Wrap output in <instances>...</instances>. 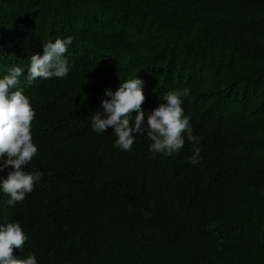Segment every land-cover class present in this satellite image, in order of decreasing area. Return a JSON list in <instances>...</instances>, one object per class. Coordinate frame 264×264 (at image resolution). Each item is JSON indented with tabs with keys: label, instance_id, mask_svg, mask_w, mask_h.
I'll use <instances>...</instances> for the list:
<instances>
[{
	"label": "trees",
	"instance_id": "obj_1",
	"mask_svg": "<svg viewBox=\"0 0 264 264\" xmlns=\"http://www.w3.org/2000/svg\"><path fill=\"white\" fill-rule=\"evenodd\" d=\"M68 36L67 77H21L38 148L25 171L43 176L14 207L0 193V223L19 222L28 237L13 255L264 264V0H0V74ZM136 75L146 116L167 92L188 90L198 164L187 138L177 155L150 157L142 136L119 151L111 128L91 131L104 91Z\"/></svg>",
	"mask_w": 264,
	"mask_h": 264
},
{
	"label": "clouds",
	"instance_id": "obj_2",
	"mask_svg": "<svg viewBox=\"0 0 264 264\" xmlns=\"http://www.w3.org/2000/svg\"><path fill=\"white\" fill-rule=\"evenodd\" d=\"M73 37L49 40L42 45V55L33 54L25 67L13 65L0 74V171L11 168L6 177L0 176V193L6 194L7 206L14 207L23 202L33 191L43 173L25 171L38 153L33 142L32 121L35 117L30 99L20 87L24 76L28 86L36 81L52 78L63 79L69 75L70 63L65 55L72 44ZM4 53L0 49V65ZM144 82L135 76L121 82L112 91L106 89L98 109L91 116V131L102 135L109 128L115 136L113 148L131 151L137 137L150 141L148 152L151 156L173 157L185 145V138L193 145L190 163L200 162L201 148L199 137L193 135L190 116L184 114L182 104L189 96L187 89L169 91L159 98L161 103L147 116L142 109L145 100ZM135 113V115H133ZM145 217L151 215L144 213ZM28 240L19 222L0 223V264H38L35 254L26 258L13 255V250H22Z\"/></svg>",
	"mask_w": 264,
	"mask_h": 264
}]
</instances>
